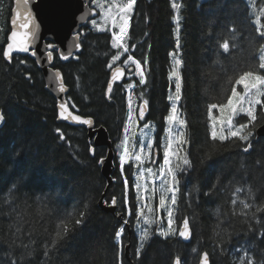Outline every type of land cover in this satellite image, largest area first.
Listing matches in <instances>:
<instances>
[{"label": "trees", "instance_id": "16d2710c", "mask_svg": "<svg viewBox=\"0 0 264 264\" xmlns=\"http://www.w3.org/2000/svg\"><path fill=\"white\" fill-rule=\"evenodd\" d=\"M173 2L181 5L179 52ZM262 5V0H140L134 7L130 48L145 63L147 77L134 104L146 99L149 120L161 128L171 111L173 53H179L182 61L178 110L186 121L189 143L184 149L192 166L178 173L173 214L176 235L165 239L159 234L168 222L166 212L159 208L160 197L155 195L152 211L143 210L144 217L135 214L143 200L136 198L134 161L125 166L127 185L117 169L116 182L105 195L107 204L117 200V213L125 218L133 209L132 234L115 215L99 208L107 182L97 161L106 156L107 149L97 148L92 156L85 129L57 122L56 100L35 66L20 67L15 57L10 63L5 60L2 53L10 34L12 0H0V110L5 113V123L0 125V264H174L176 257L181 264H198L205 252L212 264H239L245 250L257 262L264 260V211L255 212L264 204V138L257 140L253 135L249 152L243 151L238 140L212 141L209 110L210 104L220 105L230 95L235 85L229 78L256 70L264 37L254 21ZM225 38L228 53L218 49ZM101 55V51L85 54L79 63L67 65L68 74L61 64L56 63V68L66 74L81 114L106 127L120 153L127 117L123 99L111 103L105 98ZM76 74L82 79L79 83L74 81ZM261 110L255 127L264 123ZM137 140L130 154L139 150L141 141ZM236 187L244 191L236 193ZM241 200L252 208L243 209ZM144 218L155 222L145 224ZM185 218L193 232L189 244L178 234ZM77 219L81 224H75ZM62 221L68 222L69 231L52 247ZM17 227L22 230L19 234ZM120 227L125 231L118 245L115 233ZM141 227L151 233L142 249ZM129 244L131 262L125 257Z\"/></svg>", "mask_w": 264, "mask_h": 264}, {"label": "snow or ice", "instance_id": "6c2138e0", "mask_svg": "<svg viewBox=\"0 0 264 264\" xmlns=\"http://www.w3.org/2000/svg\"><path fill=\"white\" fill-rule=\"evenodd\" d=\"M23 3L25 6V10L22 13L19 10V5ZM17 3V11L15 18L12 19L11 23L13 25V30L11 31L9 40L10 42L7 44L6 49L3 51L2 55L4 58H6L8 61H12L13 59V53H29L30 49L32 48V45L35 44L37 40V32L34 28V17L33 13L28 9L29 0H16ZM97 7L100 9L101 13L103 14L104 23L105 24H111V27L113 29H119L118 32H113V47L117 49H122L123 51L120 53H117L113 57V62L120 59V56L123 53L129 52V48L124 42V38L128 34L129 30V21L131 19V13L133 11L134 6L136 5V0H110L108 7L105 8L104 3L102 0H96ZM181 5L179 3L173 2L172 8L176 9L177 11V47L179 46V9ZM254 7V4H253ZM94 15V13H93ZM264 16V9H261L260 12L257 15V19L254 21V23L257 25L256 31L259 33L261 37H264V24H261L260 17ZM92 25L95 27L97 26V22L95 20L91 21ZM100 31H106L107 29L101 25L99 27ZM234 31V29H233ZM79 39V33L76 37H74V40ZM234 39V37H233ZM48 49H55L59 53V58L63 60H68L70 57L73 56V51L71 48H69L67 51L60 50L54 43H49L46 46ZM73 47L76 50H80L81 45L79 43H74ZM218 49H222L223 53H228L230 50V45L228 42V39L225 38L222 43L218 44ZM260 55L258 58V64L255 66L256 70L249 69L247 71H243L242 73L237 74V76L233 78H229V83L233 84L235 86H232L230 89V95L227 97L226 101L220 105H217L215 103L209 105V110L211 109H219L220 117H212L213 123L211 126V139L212 141H220L224 142L229 139H234L242 142L243 144V151L248 152L252 148V136H253V128L256 125V121L258 119L257 117V110L256 106L261 105L262 110H264V74H261L259 70H264V44L261 45V47L258 49ZM31 55L35 56L36 52L31 51ZM219 55V53H218ZM47 56L49 59H52L53 52L48 51ZM173 56H175V53H173ZM76 59H79V57H74ZM131 62L135 65V68L138 72V75L140 76L139 83L143 84L145 83V75L144 70L141 64V61L134 59L133 57L129 56L125 63ZM21 63H25V61L21 60ZM219 59L217 60V63H219ZM176 65L182 64L181 60H175ZM109 68L112 67L111 64L108 65ZM176 77V85H175V101H179L181 96V85L179 83L181 77L179 72L173 73ZM57 79L62 78L59 76V73H55ZM124 75V71L121 68H116L115 71L112 74V80L115 81L118 78L122 77ZM31 79V76L28 77ZM242 85V92L237 91L236 86ZM129 89L136 87V84H129L127 85ZM59 91L64 92L66 91L63 83L61 82L59 84ZM107 92L110 94L112 92V85L111 83L108 85ZM111 97L109 96V99ZM169 99H172V97H169ZM132 98L129 97L128 101V123L129 125L133 124L134 117V109L132 107ZM148 105V101L145 99L143 100L142 105L139 106V118L144 119L145 116V108ZM73 107H75L73 105ZM59 116L65 120L71 118L72 121L80 123V124H86L89 126L93 125V121L91 119H84L79 115H73L72 112L68 110L67 104L61 103L59 105ZM67 113V115H65ZM227 113L228 115L225 117L224 114ZM241 114L245 115L248 118L247 122H244L242 120L237 119ZM169 125H175L177 128V131L175 135H171L172 129L169 128V134L170 138L167 140V142L164 144V151H163V165L162 167L157 169L156 173H153L151 168H148L147 171L150 175L154 177L153 184H155V180L159 179L161 181V195L159 198V208L164 210L167 213L168 222H167V228L161 229L159 234L163 236L165 239H167L169 236L176 235V230L173 229V208L169 207V203L171 206L177 205V196L176 193L179 191V178L177 176V171L180 172H186L191 166L192 162L188 158L187 152L184 149V146L189 143L185 131L183 130L186 128V121L180 117L178 114V109L176 107V104L173 103L171 107V114L167 117ZM5 123V113L3 110H0V125ZM145 127H148L147 124H145ZM127 132V129H125ZM146 135V134H143ZM62 136V134H61ZM129 138L126 135L124 137L123 143L121 145H118V148L121 149L119 153V166L121 168V171H123L124 165L129 163L130 161H135L137 167L142 165L145 160L154 162V153H153V145L151 142H149L147 145L141 144L139 146V154L132 153L130 154L129 146H128ZM173 145H175V148H173ZM90 152L95 155V148H90ZM180 153H183V155H180ZM170 156L176 158V162L173 164V162L170 160ZM106 157L101 156L97 163L103 165ZM139 177L143 176V173H138ZM125 184L127 185V180H125ZM137 192H136V198L139 200L141 193L139 189L141 188V185L139 183L136 184ZM145 191H148V189L145 187ZM152 191H155V188L152 189ZM244 191L242 187H236L235 192L240 193ZM248 195L249 198L254 200L255 196L252 192L251 188H248ZM172 193L170 200L167 197V193ZM111 203L113 205L116 204V199L113 198ZM232 205L235 206L237 201L233 199L231 201ZM240 203L243 205V209H251L252 204H250L246 200H241ZM133 208H135V205H133ZM149 211L151 212L152 209L149 208ZM264 211V204L259 205L256 207L255 212H261ZM255 212L253 213V219H255ZM139 217H144L143 207L137 210L135 213ZM235 214V213H234ZM241 215H246V212H241ZM128 216H133L134 211L132 208H130L127 212ZM82 220L77 219L75 221V224L79 225L81 224ZM137 224H140V219H137ZM143 222L145 224L151 225L155 221L153 219L144 218ZM259 223V221H256ZM124 224L128 223V220H124ZM251 230V227H250ZM22 230L17 227L16 233L19 234ZM69 231L68 228V222L62 221L61 225L58 226V230L55 233V237L52 240V247H55V245L58 243L60 239H63L64 236L67 235ZM125 229L124 227H120L116 233H115V239L117 241V244H120L121 237L124 233ZM179 236L183 237L185 240L190 238L191 232H190V226L189 221L187 218L183 220V230L179 231ZM151 233L148 229L141 227L140 232V249L144 247V243L150 238ZM219 235V233H217ZM13 244L16 242L13 241ZM21 245L25 248L28 247V245H23V242L21 241ZM47 247V246H46ZM195 251V250H194ZM139 255V250L138 253ZM174 264H181V260L179 257L175 258ZM200 264H210L209 262V256L208 253L205 252L202 254L200 259ZM239 264H264V260H261L259 262L256 261L254 256H249L248 252L245 250L243 253V258L240 259Z\"/></svg>", "mask_w": 264, "mask_h": 264}, {"label": "water", "instance_id": "95a60500", "mask_svg": "<svg viewBox=\"0 0 264 264\" xmlns=\"http://www.w3.org/2000/svg\"><path fill=\"white\" fill-rule=\"evenodd\" d=\"M90 2L91 0H29L28 9L33 13L34 28L37 32V40L35 44L32 45V48L30 50H34L36 52V55L32 56L31 53L29 54V53L14 52L13 58L16 55L26 56L29 54V56L36 61L38 69L42 72L46 85V90L56 100L57 122L59 124H65L72 127L85 128L88 132L89 143L91 144L93 143L92 148H95V151L97 148H102V147L107 149V153L105 156L106 159L104 161V164L103 165L100 164L102 175L107 182V187L104 195L102 196L99 202V208L108 214L115 215L117 219H119L123 223L125 220L124 215L117 213V205L105 203V195L115 182V180L113 179V174L115 172L116 153L110 134L108 130L103 126L97 128L95 120L93 118L81 116L75 113L71 109L68 101V94L70 92V88L65 83L64 75L62 71L54 67L55 64L54 54L52 59H49L47 56L48 52L46 51L47 47L45 46L46 40H53L54 42H56V46L60 50L67 51L69 48H71L73 51V56L74 54H80L82 47L80 48V50H76L73 47L74 43L80 44V37L78 40H74V41H72L70 37L73 36L74 32H77L79 30L80 26L87 24L89 20H92L93 18L98 16V13L95 10H91L89 8ZM19 10L22 13L25 10V6L23 5L22 2L19 5ZM16 11H17V3L16 0H13V6H12L11 18H10V34L11 31L13 30V25L11 21L12 19L15 18ZM10 34L8 36L7 44L10 42L9 40ZM72 57H70L68 60H70ZM5 60L9 63L12 62V61H8L6 58ZM61 60L68 61L63 59ZM57 72L59 73V76L62 78V81L61 79H57L55 75V73ZM124 76L125 73L122 77L118 78L115 81H113L111 77L110 83L112 85V88L114 87L115 84L122 83ZM61 82L63 83L66 89V91L64 92L59 91V84ZM65 102L67 104L68 110L72 112L73 115H79L84 119H91L93 121V125L89 126L86 124H80L72 121L71 118L67 120L61 118L59 116V112H60L59 105ZM146 114H147V108H145V116ZM65 115H67V113H65ZM256 137L258 140L260 138H264V125H262L256 130ZM91 155L93 156L92 153ZM126 226L129 230V233L132 234L130 225L126 224ZM181 230H183V226L180 228L179 231ZM190 232H191L190 238L187 240L179 236V238L186 244L191 243L193 239V232L191 227H190ZM208 256H209V262L210 264H212L211 257L209 254ZM125 257L127 261L129 262L132 261L131 244H129L126 247ZM200 259L198 264H200Z\"/></svg>", "mask_w": 264, "mask_h": 264}, {"label": "flooded vegetation", "instance_id": "af4514ba", "mask_svg": "<svg viewBox=\"0 0 264 264\" xmlns=\"http://www.w3.org/2000/svg\"><path fill=\"white\" fill-rule=\"evenodd\" d=\"M140 0H136V4H138ZM102 2L104 3V6L105 8L108 7V4L110 2V0H102ZM12 6H13V0H12ZM136 6V5H135ZM134 6V7H135ZM89 8L91 10H95L97 13H98V16L93 18L92 20H95L97 22V26H93L91 21L92 20H89L87 24L85 25H82L79 27V30L77 32H74L73 36L70 37L72 41H74V37L77 36V34L79 33V37H80V44H81V47H82V50H81V53L80 54H74V56L68 60V61H62L60 58H59V53L58 51H56L55 49H48L46 48V51H52L54 56H55V64H54V67L56 68V63L58 64H61L64 69H65V73L68 74V72H66V67L67 65H69L70 63H79L80 61L83 60V57L84 55L88 54L89 52H99L101 51L102 52V55H101V58L103 59V63H104V71L106 73V82H105V98L108 100V101H111L112 102H115L117 101V103H119L122 99H123V102H124V116L127 117V122H126V129H127V132H128V112H129V108H128V101H129V97L131 96L132 98V105L135 106V111L133 113V117L138 120L139 122V126L142 128V131L143 129L145 128V124H149V123H153L156 127H157V132L155 134V138H149L150 140H153L154 141V146H153V151H154V156L155 158H157L158 160L155 161V170L157 171L158 168H160V166L162 165L163 163V151H162V148H163V144L166 143V139L164 140V137H165V133H166V121H167V117L165 119V126H163L162 128L155 122L149 120V114H150V104L148 102V105H147V114L146 116L144 117V119H140L139 118V115H138V112H139V106L142 105L143 102L139 103H135L134 104V100H135V97L136 96H139L140 95V91H138V89L140 88H144V86L147 84V77H146V67H145V63L142 62L141 60H139L135 54L133 53V51L131 50L130 48V40H129V33H130V29H131V25H132V22H133V17H132V13H131V19L129 21V30H128V34L127 36L124 38V42L126 43V45L128 46L129 48V52L127 53H123L121 56H120V59L119 60H116L115 62H113V57L117 54V53H120L122 52L123 50L122 49H117V48H114L113 47V42H114V38H113V35L112 33L115 31V32H118L119 29H113L111 27V24H105L104 23V18H103V14L101 13L100 9L97 7V4H96V0H91L90 2V5H89ZM134 10V8H133ZM133 12V11H132ZM103 25L107 30L106 31H100L99 30V27ZM49 43H54L56 45V42H54L53 40H46L45 41V46H47ZM104 44V45H103ZM31 51H34V50H30L29 54L31 53ZM26 55V56H22V55H16L14 56L15 59H16V62L18 65H20V67H30L31 64L33 66H35L37 69H38V66H37V63L34 59H32L30 56ZM79 57V59L76 60V58L74 57ZM131 56L133 57L134 59L136 60H139L141 61V64H142V67H143V70H144V75H145V83L143 84H139V81H140V76L138 75V72L135 68V65L132 64L130 61L125 63V61L127 60V58ZM178 59V56H176L175 60ZM23 60L25 61V63H21L20 61ZM111 64L112 67L109 68L108 65ZM172 65H173V56H172ZM116 68H121L124 73H125V76H124V79H123V82L122 83H117L114 85V87L112 88V92L108 95V92H107V88H108V85L110 84L111 82V77H112V73L113 71H115ZM39 70V69H38ZM61 70V69H60ZM173 70V69H172ZM40 71V70H39ZM62 71V70H61ZM41 72V71H40ZM63 73L64 75V80H65V83L67 85V77H66V74ZM173 72V71H172ZM264 74V73H263ZM41 75H42V72H41ZM172 75V74H171ZM172 78V76H171ZM175 78V77H174ZM42 79L44 81V78H43V75H42ZM74 81H76L77 83H79V81H82L81 77L78 76V74L74 75ZM173 81V79H172ZM176 81V79H175ZM129 84H136V87L134 88H131L129 89L127 87V85ZM173 84H174V81H173ZM68 86V85H67ZM70 88V86H68ZM175 88V84H174V87L173 89ZM172 89V90H173ZM171 90V91H172ZM171 94V93H170ZM109 96L111 97L109 99ZM74 96H72L71 94V88H70V92L68 94V101H69V104H70V107L71 109L81 115V116H84L81 114V111H80V108L78 107V105L76 104V102L74 101ZM138 101V100H136ZM170 104H171V107H172V103H171V100H170ZM73 105L75 107H73ZM133 107V106H132ZM262 109V107L260 106L257 110V117L259 118V110ZM262 113H264V110H261ZM171 112V111H170ZM170 115V113H169ZM84 117H90V116H84ZM93 118V117H91ZM94 119V118H93ZM242 120H246L245 117H242L241 118ZM95 120V119H94ZM248 121V120H246ZM258 121V119H257ZM257 121H256V124H257ZM96 123V121H95ZM262 125H264V123H262L261 125L257 126V127H254L253 128V135L255 136V138L257 139L256 137V130L261 127ZM96 127L99 128L101 126H98L96 124ZM104 127V126H103ZM83 128V127H81ZM106 128V127H105ZM85 129V128H83ZM107 129V128H106ZM86 130V129H85ZM87 131V130H86ZM162 131V134L159 135V133H161ZM109 132V131H108ZM125 132V133H127ZM88 133V132H87ZM110 134V133H109ZM138 136V135H137ZM111 137V135H110ZM139 138V136L137 137V139ZM112 139V138H111ZM261 139V138H260ZM258 140V139H257ZM89 141V140H88ZM141 141V140H140ZM113 142V140H112ZM159 144V145H158ZM114 145V143H113ZM174 146V145H173ZM115 147V146H114ZM251 150V149H250ZM249 150V151H250ZM248 151V152H249ZM129 163H132L129 162ZM128 163V164H129ZM126 164V165H128ZM125 165V166H126ZM136 166V165H135ZM119 170V172L121 173V168L119 166V163L117 162V158L115 160V171L116 170ZM124 171H125V167H124ZM180 171H178L179 173ZM178 173H177V176H178ZM122 177L124 178V181L127 180L125 178V174L124 172L121 173ZM136 176V175H135ZM115 182H116V179H115ZM114 182V184H115ZM135 185H136V179H135ZM158 194V193H157ZM116 205H117V210H118V204H117V200H116ZM125 220H128L129 222V218H125Z\"/></svg>", "mask_w": 264, "mask_h": 264}, {"label": "rangeland", "instance_id": "374dc122", "mask_svg": "<svg viewBox=\"0 0 264 264\" xmlns=\"http://www.w3.org/2000/svg\"><path fill=\"white\" fill-rule=\"evenodd\" d=\"M262 2H264V0H262ZM261 7L262 8L259 9V12H260L261 9H264V5H262ZM260 21H261V24H264V16H261L260 17ZM175 24H176V29H177V20H176ZM176 29H175V36H176V39H177V31H176ZM178 37H179V46L177 48H178V52H179V48H180V44H181V25H180V23H179V33H178ZM178 54L175 53V56H173V70H172L173 72H172V75H171L175 85H176L177 81H175L176 77H175V75L173 73L174 72H179V74H180V70H181V64L180 65H176L175 64V58H176V56H178V60H180V55H178ZM181 81L182 80L180 79L179 83H180L181 89H182V82ZM236 87H237V91H241L242 92V85L241 86H236ZM180 94H181V92H180ZM170 97H172V99H170L172 105H173V103H175L176 104V107L178 109L179 101H175V88L171 91ZM262 100H264V98H262ZM132 106H133V109L135 110V106L134 105H132ZM260 106L261 105H257L256 106V110H258V108ZM170 114H171V112H170ZM178 114L180 115V111L179 110H178ZM220 115L221 114H220L218 108L211 109V122L213 123L212 117H220ZM227 115H228L227 113L224 114L225 117ZM242 117H245L246 120H248V118L245 115H243V114H241V116H239L237 119L242 120L241 119ZM246 120H242V121L247 122ZM134 121L135 122L133 124L128 125V129L129 130L126 133V135L129 138L128 146H129L130 152H131V147H135V144L138 143V140H137V137L138 136H139V139L141 140L140 145L141 144L147 145L149 142H151L152 145L154 146V141L153 140H150L149 138H151V139L152 138H155V134L157 132V127L153 123H149L148 124V127H145L143 129V131H142V128L143 127L141 128L139 126L138 120H136L134 118ZM169 128L172 129L171 135H173V136L175 135V133L177 131L176 126L175 125H169L168 120H167L166 121V133H165V137H164V140L166 139V142L170 138ZM183 130L185 131V128ZM143 134H146V135H143ZM162 146H163L162 151H164V144ZM173 148H175V145L173 146ZM153 153H154V151H153ZM135 154H139V150ZM180 155H182V153H180ZM118 157H119V152L117 153V157H116L117 158V162L119 163ZM156 160H158V159L155 158V156H154V162L145 160V162L138 167L137 172H136V176H135L136 184L139 183L141 185V188L139 189V191L141 193V198L143 200V203H142L141 207H143V210L144 211L145 210L146 211H149V208L152 209V205H153L152 204V199L155 198V195L157 193L159 194V195L157 194L158 197H160V195H161V181L159 179H156L155 180V184H153L154 177L152 175H150L148 173V171H147L148 168H151L152 171H153V173H156L157 172L155 170V167H154L156 165L155 164V161ZM170 160L173 162V164L176 162V158L175 157L170 156ZM125 165H124V167H125ZM162 166H164L163 163H162V165L160 167H162ZM123 172H124V168H123V171H121V173H123ZM138 173H143V176L142 177H139L138 176ZM177 173H178V171H177ZM145 187L148 189V191H145L144 190ZM153 188H155V191L154 192L152 191ZM135 189L137 191L136 185H135ZM166 195H167V197L170 200V197H171L172 193L169 192ZM168 206L173 208V214H174V206H171L170 203H169ZM172 220H173V217H172ZM167 221H168V217H167ZM240 256H241L240 258L242 259L243 258V254H241Z\"/></svg>", "mask_w": 264, "mask_h": 264}, {"label": "bare ground", "instance_id": "6f19581e", "mask_svg": "<svg viewBox=\"0 0 264 264\" xmlns=\"http://www.w3.org/2000/svg\"><path fill=\"white\" fill-rule=\"evenodd\" d=\"M114 175V174H113ZM115 180V179H114Z\"/></svg>", "mask_w": 264, "mask_h": 264}]
</instances>
